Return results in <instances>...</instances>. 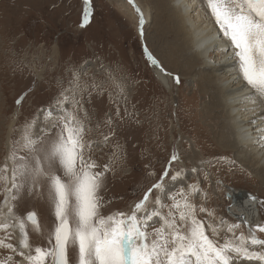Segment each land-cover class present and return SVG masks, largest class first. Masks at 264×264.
Instances as JSON below:
<instances>
[{
	"label": "rangeland",
	"instance_id": "374dc122",
	"mask_svg": "<svg viewBox=\"0 0 264 264\" xmlns=\"http://www.w3.org/2000/svg\"><path fill=\"white\" fill-rule=\"evenodd\" d=\"M126 1L127 8H123L108 0H92L91 21L82 27L84 0H0V166L11 142L19 136L14 129L52 104L79 71L82 81L94 79L104 87L102 94L93 91L84 104L92 126L99 122L102 130L111 127L114 132L107 144L93 152L99 165L111 166L102 190L103 212L129 211L178 150L181 159L173 168H196L184 180L199 181L207 192L206 199L197 194V204L214 210L216 217L240 222L238 233L264 225V177L244 167L235 153L221 145L226 123L207 107L211 95L196 71L200 61L194 58L186 64L183 55L180 59L171 56L170 49L181 32L178 17L169 12V0H139L143 16L147 11L151 15L150 21L144 16L143 35L140 14ZM195 1L203 22L211 21L218 29L205 0ZM145 46L160 67L147 59ZM187 55H193L189 48ZM212 56L222 57L220 52ZM109 117L111 125H107ZM91 138L98 139L99 133L94 130ZM153 172L155 176L150 178ZM175 188V184L169 185L170 191ZM239 191H249L256 200L246 197L241 203L236 196ZM21 195L17 211L23 215L35 210L42 225L51 227L55 217L46 189L41 186L29 192L26 188ZM199 216L209 219L206 213ZM256 234L264 239V232ZM30 242L46 246L42 235L31 234ZM6 254L0 250V256Z\"/></svg>",
	"mask_w": 264,
	"mask_h": 264
},
{
	"label": "snow or ice",
	"instance_id": "6c2138e0",
	"mask_svg": "<svg viewBox=\"0 0 264 264\" xmlns=\"http://www.w3.org/2000/svg\"><path fill=\"white\" fill-rule=\"evenodd\" d=\"M129 2L140 14L143 35V12L135 0ZM205 4L225 40L223 51L231 54L251 89L245 100L255 106L252 111L264 108V0H205ZM92 14V0H84L82 27ZM144 51L151 64L160 67L147 46ZM175 80L179 83L178 76ZM93 91L102 94L104 87L94 79L82 81L75 71L52 104L14 129L19 136L0 166V250L7 252L0 256V264H264V239L256 234L264 232V225L238 233L240 222L216 217L214 210L197 204V194L206 199L207 192L199 181L184 180L196 168H173L181 159L178 150L129 211H102V190L111 166L99 165L93 152L114 132L111 127L102 130L99 122L92 126L84 104ZM111 122L109 117L107 125ZM94 130L98 139L91 138ZM170 184L176 188L170 191ZM41 186L55 217L51 227L42 225L35 210L23 215L17 211L23 191ZM249 198L256 200L252 194ZM200 213L209 219H201ZM31 234L44 236L46 246H33Z\"/></svg>",
	"mask_w": 264,
	"mask_h": 264
},
{
	"label": "bare ground",
	"instance_id": "6f19581e",
	"mask_svg": "<svg viewBox=\"0 0 264 264\" xmlns=\"http://www.w3.org/2000/svg\"><path fill=\"white\" fill-rule=\"evenodd\" d=\"M108 1L127 8L126 0ZM136 4L144 7L139 0H136ZM169 6L171 17L174 15L179 19L178 28L181 32L176 46L170 49L171 56L175 55L176 59H180L183 55L182 59L186 64H191L194 58L200 61V68H196V71L201 73L202 82L211 95V102L207 107L222 116L226 123L225 134L221 136L225 141H220L221 145L235 153L244 167L264 177V108L252 111L255 106L245 100L251 89L247 88L246 82L239 75L231 54L223 51L225 40L219 30L211 21L203 22L202 12H197L196 1L169 0ZM147 12L144 16L146 21H150L151 15ZM188 48L193 53L190 58L187 55ZM217 52L221 53L220 59L212 56ZM160 77L163 78L162 75ZM236 196L242 200L246 198L243 191H239ZM241 215L247 216L246 212H240Z\"/></svg>",
	"mask_w": 264,
	"mask_h": 264
},
{
	"label": "water",
	"instance_id": "95a60500",
	"mask_svg": "<svg viewBox=\"0 0 264 264\" xmlns=\"http://www.w3.org/2000/svg\"><path fill=\"white\" fill-rule=\"evenodd\" d=\"M242 192V191H241ZM249 194H252L250 193L249 191H243V196L244 197H248L249 198ZM253 195V194H252ZM254 196V195H253ZM256 197V196H255ZM253 200V199H252Z\"/></svg>",
	"mask_w": 264,
	"mask_h": 264
}]
</instances>
